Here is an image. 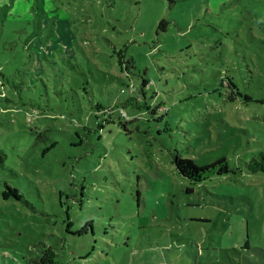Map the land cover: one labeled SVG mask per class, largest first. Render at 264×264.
<instances>
[{"label": "rangeland", "instance_id": "obj_1", "mask_svg": "<svg viewBox=\"0 0 264 264\" xmlns=\"http://www.w3.org/2000/svg\"><path fill=\"white\" fill-rule=\"evenodd\" d=\"M0 67V264H264V0H0ZM110 75L145 85L124 126L91 113L138 97ZM176 152L242 171L192 183Z\"/></svg>", "mask_w": 264, "mask_h": 264}, {"label": "trees", "instance_id": "obj_2", "mask_svg": "<svg viewBox=\"0 0 264 264\" xmlns=\"http://www.w3.org/2000/svg\"><path fill=\"white\" fill-rule=\"evenodd\" d=\"M168 21L164 18H162L158 22V29H164ZM69 60V59H68ZM67 61V60H66ZM65 61V62H66ZM64 62V63H65ZM128 65H123V63H126ZM119 63V68L121 71L127 70V76L129 75L128 73H131V68L135 67L134 63L132 60H124L123 63L121 61H118ZM58 63H56L57 65ZM52 66H54L51 63ZM7 72L1 69L0 67V75L3 77L5 80V84L1 83L2 88H0V99H5V100H10L8 97L10 93H16L15 91L20 89L21 84L10 81L9 76L11 75H16L19 74L23 71V69L19 68H14L13 70L10 71V69L7 67ZM111 81L112 80H117L121 84L126 87H121L120 90L121 92H125L129 86H131L134 91L137 93V96L129 97L128 99L122 100V101H115L114 104L111 105H100L98 103L92 104V108L95 109L94 112H91L92 114L94 113L95 117H99V115H108L110 116L113 112H118V123L122 126H124V122L119 119L121 118V112H124V116L126 117V109L125 107L128 106L130 107L134 112H140L138 111L139 109H142V107L147 108V102L145 100V85L144 83L137 86L135 83L134 85L128 84L125 81V77H119V76H114L110 75ZM246 98L250 99L249 96L245 95ZM141 99H144L142 102ZM229 100L235 99V95L233 92H231L228 96ZM139 102V103H138ZM155 108H159L163 110L165 107L163 106L162 103H158L155 105ZM145 112V110H143ZM91 116V115H90ZM90 116L88 117V120L90 119ZM85 127V126H84ZM6 154L5 152L0 148V165L3 164L4 158ZM172 162L174 163L176 169L178 172L186 179H188L192 183H201L202 181L209 179L213 175H227L228 173L231 172H239L242 171L241 168L239 167H233L229 164L227 158L225 156L219 157L212 161L211 163H207L205 165H199L195 162L193 158L189 157H184L182 154L176 152L173 155V160ZM243 169L247 172L251 173H256V172H264V152H259L256 155H253L249 158V160L244 162ZM5 185V190L3 192V197L7 199L9 196H12L15 200H20L21 202H26L24 199L23 194H21L20 190L8 184L7 182H4ZM187 191H193V187H187ZM86 226H83L79 230L76 231L77 234H81L83 231H85ZM57 252L56 248L52 246H46L45 244L41 243V249L40 253L36 258L32 259L33 264H61L57 260Z\"/></svg>", "mask_w": 264, "mask_h": 264}, {"label": "built area", "instance_id": "obj_3", "mask_svg": "<svg viewBox=\"0 0 264 264\" xmlns=\"http://www.w3.org/2000/svg\"><path fill=\"white\" fill-rule=\"evenodd\" d=\"M125 114H124V112H121V116H124Z\"/></svg>", "mask_w": 264, "mask_h": 264}]
</instances>
